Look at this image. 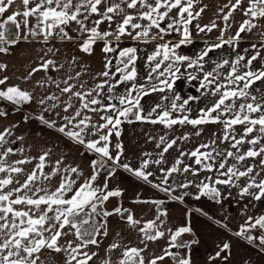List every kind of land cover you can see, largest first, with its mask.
I'll use <instances>...</instances> for the list:
<instances>
[{
    "label": "crops",
    "instance_id": "1",
    "mask_svg": "<svg viewBox=\"0 0 264 264\" xmlns=\"http://www.w3.org/2000/svg\"><path fill=\"white\" fill-rule=\"evenodd\" d=\"M235 3L236 0H193L192 12L195 14L200 12L201 9L203 11L198 18L193 19L192 23L188 25L192 34L191 43L181 46L178 52L196 59L205 50L211 49V51L200 61V64L203 65L202 69L186 68L185 65H180V78L176 81V85L171 92H152L150 95L144 96L140 103L145 114L156 104L167 107L170 104L171 97L179 94L182 100L189 97L198 98L190 101L187 107L191 111L186 113L190 119L198 118L200 109L210 107L217 99V97L205 95L204 93L209 90L199 87L203 76L208 72H213L215 76L218 72L222 75L219 76L216 83L226 82L225 76L230 72V65L235 62L238 56L245 57L241 61L240 67L241 71H245L247 69H244L243 65L258 51L260 58L252 62V70H264V35H262L264 34V19L253 20L257 27L251 31L241 33L239 41H233L231 45L224 44L220 48L213 47L220 44L222 40H230L236 35L241 24L251 19L250 16L244 15V10L249 6V0H243L240 7L232 12L229 19L225 21V15L229 13L231 6ZM17 10L20 12L24 10L21 0H15L4 16L7 17ZM128 11L132 12L134 10ZM178 11V9H173L169 16L176 17ZM95 19L97 17L92 16L85 23L88 27H92V21ZM17 20L21 24L20 42L15 46H11L8 53H0V64L6 65V69L0 70V79L7 78L6 83L0 85V89L18 86L29 92L33 98L30 103H22L21 105H15L0 98V112L6 113V115L0 116V133H3L6 129H11V135L6 136L8 143L0 147V152L5 151L8 147L13 149V152L9 153L7 157V164L24 169V172L17 177L23 183L27 174L38 164V157L50 150L46 161L47 166L44 169L45 172L51 171L57 161H61V169L78 168L80 175L76 176L62 171L50 180H43V186L54 190L63 176L69 175L75 177V186L79 187L87 178L93 175L92 162L99 161L100 156L95 152L88 151L84 145L76 143L57 130L67 123L65 117H71L77 109L82 107V102L77 97L72 96L71 93L61 92V88L65 87L64 81L70 76L76 77L79 73L78 79L68 80V83L74 85L73 92L79 91L81 93L95 89L96 85L105 80L114 84L121 78L120 74H116L114 80L101 77L98 74L106 70L105 64L108 59L112 60L113 65L110 76L117 73V65H119L118 52L124 48L135 47L138 57L135 65L138 75L135 83L150 87L151 83H158V81L149 82L147 80L149 74L148 56L154 52L156 45L169 41L176 43L181 39V36L178 32L169 30L170 34L164 35L163 40L157 39L145 42L144 40L136 41L129 37H121L116 52L112 53L103 52L104 41H97L92 54L88 55L80 50L81 44L88 38L87 34H81L78 31L79 26L74 23L65 29L73 37L72 40H60L51 37L45 43L43 36L39 35L28 36L25 40L24 35L27 32L24 25L25 18L18 16ZM27 21L29 28H34L37 23L34 17H28ZM141 23L147 22L141 21ZM168 23L169 20L165 19L161 26L167 28ZM213 23L216 24V27L211 31L201 32L197 28V25L205 28ZM99 27L101 31L114 30L116 23L114 21L110 26L106 21ZM8 28L15 31L12 24H9ZM152 31L156 32L157 29ZM112 44L113 47H116L117 42L113 40ZM253 45L256 47L253 48ZM47 60L54 62V65L49 66L47 72L40 70L31 76L28 75ZM225 60L229 61V65H223ZM218 65H223V67H217ZM120 66L122 67V65ZM189 73L196 74L197 79L189 80ZM25 77L28 78L25 79ZM57 83H59V87H57ZM131 83L119 84L111 93L105 87L99 95L97 92H93L92 97H88V99L95 97L105 106L112 103L116 104L118 108H122L124 106L119 105L118 100H110L109 97L123 94L126 87L131 86ZM160 86L162 87V85ZM211 87H215V85ZM249 91H252L258 97L264 95V81H257ZM49 96H55L58 99L48 100L47 97ZM133 96H135V93H133ZM165 96L169 97V100H162V97ZM41 100L44 103H40ZM241 102L237 101V104ZM68 103H71L73 108L65 111L64 109ZM90 107L99 109L101 105H91ZM157 111L161 110L158 109ZM178 115L180 114L172 113L173 118ZM26 116L29 117L27 121H25ZM40 116H43L49 122H54L55 127L50 128L42 123L39 119ZM84 116L91 117L90 123L98 126L106 123L105 120L101 119L102 116L114 117V113L83 109L81 118ZM151 118L156 119L157 116L154 114ZM225 118L222 117V119ZM121 119L123 120V118ZM130 120L132 122L125 121L119 125V136L115 134L116 130H113L109 150L111 155L115 157L119 153L116 145L117 143L121 144L123 154L120 155V165L128 164L134 170L140 169L141 165L147 162L148 167L144 171L151 173L149 176L150 183L137 178L133 173L126 171L121 166L114 165L112 161L104 158L105 168L100 170L95 186L103 188L104 184L107 183L108 191H121L119 208L122 211L127 210L123 212H129V215L139 223L130 224L127 221L129 215L125 219L121 218L120 214L106 217L105 230L107 235H104L103 232L96 237L97 245L89 244L82 249V252H87L92 256L88 264H120L121 260L127 259L123 256V253L131 248L142 250L141 256L144 259V264H149L151 260L162 255L165 258L158 260L157 264H176L178 259L186 256H190L192 264H264V245H260L257 240L250 243L248 240L234 235V233L241 230L242 226L246 225L249 217L258 218L264 215V198L261 201H255L248 196L241 197L239 187L230 185H214L221 191V196L217 198L220 202L208 196H200V199L195 198L199 194L200 189L197 186L201 181L211 183L207 179L208 177H211L212 181L217 178L225 179L226 177H218L215 171H204L200 165L194 163L195 157H191L190 153L198 148L201 152H213L214 155L216 152H220L221 155L216 157L218 165L221 160L226 158V151H238L231 148L230 142L222 141L225 134L223 124H205L195 127L189 124L183 126L177 124L167 128L160 123L152 124L132 118ZM69 128L71 129V125ZM199 129H203V131L200 135H196L195 133ZM243 129V125L235 126L237 139L240 138ZM108 130V128H105L97 133L95 128H90L84 138L86 141L96 140L100 135L106 134ZM185 135H188L187 139L182 138ZM255 135H257L255 132L252 133V136ZM160 137H165L166 141L176 140V144L167 153H164L163 157H161V152L165 145L160 144L159 147L157 146ZM213 140L215 144H212ZM261 143L264 144V141H261ZM202 144L211 145V147L200 148ZM249 147L251 145L245 143L240 146L239 150L243 152ZM182 153H188L189 155H182ZM25 159L31 162L26 164L15 163ZM161 159V163H156ZM177 160H182L183 163L177 165ZM259 163L260 157L254 160L249 158L243 163H237L231 158L227 159L228 165L236 164L240 170L255 165L256 170L260 173L257 180L264 179V171L260 170ZM115 166L117 168L114 169V174L106 181L105 177L108 176L106 170ZM173 166H178L181 169L189 167L197 170L198 175H194L190 170L188 172L172 173L171 176H168L167 172ZM4 176H6L5 173H0V178ZM165 179H167V184L163 183ZM247 179V177L242 178L238 181V184L244 185ZM37 183L40 184L41 182L38 181ZM182 184H189V187H179ZM153 185L170 188L172 196L182 197V202L170 198L165 192L158 190ZM10 187H19V185L14 182ZM157 201L162 203H156ZM17 207L22 208L23 206ZM216 221L221 223L217 224ZM149 222H155L156 224V228L150 230L151 233L158 230L164 232L165 235L154 241L146 240L140 229L144 228ZM223 225H227V228ZM184 226H190L192 232L181 235L176 243L190 244V248L172 247L170 243L171 235ZM259 230L264 233L262 229L259 228ZM64 232L68 234L61 236L58 242L60 245L67 247L69 242H72V246L75 247L80 243L73 234L74 230L65 228ZM250 234L256 236L257 230L253 229ZM194 240L198 243H191ZM223 243L230 244V252L228 254L221 253L219 259L210 261L209 257L215 256L220 251V246ZM114 244L118 245L115 249L111 247ZM166 250L173 253L174 256L165 255ZM225 255L227 256L226 259L224 258ZM40 256L41 259L50 261V264H66L67 254L63 251L54 252L45 248L41 251ZM82 258V256L78 257V259ZM37 264H40V262L38 261ZM72 264H76V261H73Z\"/></svg>",
    "mask_w": 264,
    "mask_h": 264
},
{
    "label": "snow or ice",
    "instance_id": "2",
    "mask_svg": "<svg viewBox=\"0 0 264 264\" xmlns=\"http://www.w3.org/2000/svg\"><path fill=\"white\" fill-rule=\"evenodd\" d=\"M14 2L15 0H0V53L9 52V47H5V45L15 46L20 42L21 24L17 20L18 16L25 18L24 25L27 29L24 35L25 40H27L28 36L38 35L43 36L45 43L54 36L60 40H72L73 37L65 29L73 23L78 25V31L81 34L86 33L88 37L81 44L80 50L88 55L92 54L93 47L97 41H104L103 52L112 53L116 52L121 37H129L136 41L144 40L145 42L157 39L163 40L164 35L170 34L169 30H172L178 32L181 39L176 43L169 41L156 45L154 52L148 56L149 74L147 80L149 82L158 81V83H151L150 87L135 83L138 75L135 66L138 59L135 47L124 48L118 52L119 65H117V73H113L110 76L113 65L112 60L108 59L105 64L106 70L98 74L101 77L112 80L115 79L116 74H120L121 78L114 84L105 80L96 85L95 89L81 93L79 91L73 92L74 85L68 83V80L78 79L79 73H77L76 77L70 76L64 81L65 87L61 88V92L71 93L72 96L77 97L82 102V107L77 109L71 117H65L67 123L57 130L76 143L84 145L88 151L95 152L100 156L99 161L92 162L93 175L87 178L79 187L75 186V177L69 175H64L54 190L43 186V180H50L62 171L75 174L76 176L80 175L78 168L61 169V161H57L51 171L45 172L44 169L47 166L46 161L50 150L38 157V164L27 174L23 183L17 177L24 172V169L7 164V157L9 153L13 152V149L8 147L5 151L0 152V173L6 174V176L0 178V264H37L38 261L40 264H50V261L41 259L40 256L41 251L45 248L54 252H65L67 254L66 264H72L73 261H76V264H88L92 256L87 252H82V249L89 244L97 245L98 242L95 237L101 234V229L107 223L106 220H103V223H101L96 218H106L113 214L123 215V211H127H122L118 207L114 212H109L103 208V204L110 197L122 195V192L119 190L108 191L107 183L104 184L103 188L95 186L100 170L105 168L104 158L112 161L114 165L121 166L126 171L133 173L137 178L150 183L149 176L151 173L144 171L148 167L147 162L143 163L140 169L134 170L128 164L120 165V155L123 154L121 144L117 143L116 145L119 153L115 157L111 155L109 150L110 137L113 130L115 129V134L119 136V125L125 121L132 122L129 120V117H133L137 121L152 124L160 123L167 128H171L177 124L181 126L189 124L194 127L205 124H223L225 134L222 137V141L230 142L231 148L238 151H226V158L221 160L218 165L216 157L221 155L220 152H216L214 155L213 152H201L198 148L190 153L191 157H195L194 163L200 165L204 171H215L218 177H226L225 179L217 178L214 181H212L211 177H208L207 179L211 183L201 181L197 186L200 189L199 194L195 198L200 199V196H208L211 199L219 198L221 191L214 185L239 187V195L241 197L248 196L255 201H261L264 198V179L257 180L260 173L256 170L255 165L247 166L244 170H240L236 164H227L228 158L234 159L237 163H243L249 158L254 160L260 157L259 167L261 171H264V144L261 143V141H264V95L258 97L252 91H249L257 81H264V70H252V62L260 58L258 51L243 65V68L247 69L245 71L240 70L241 61L245 57L238 56L235 62L230 65V72L225 76L226 82L216 83L219 76L222 75L221 73L217 72L215 76L213 72L205 73L199 87L209 90L204 93L205 95H211L217 97V99L214 100L210 107L200 109L198 118L190 119L189 115L186 114L191 111L187 107L190 101L197 100V97H189L182 100L179 94H175L171 97L170 104L167 107L162 104H156L149 109L147 114L144 113L143 106L140 103L144 96H148L152 92H171L176 85V81L180 78V65H185L186 68H203L200 61L208 55L211 49L205 50L196 59L178 52L181 46L191 43L192 34L188 25L192 23L193 19L198 18L203 11L201 9L200 12L195 14L192 12L191 9L194 6L193 0H21L24 8L23 12L17 10L5 17L4 14ZM242 2L243 0H236V3L231 6L229 13L225 15V21L229 19L232 12L240 7ZM173 9L179 10L176 17L169 16ZM128 10L134 11L130 12ZM244 15L250 16L251 19L241 24L236 35L228 41L222 40L220 44H216L213 47L220 48L224 44L231 45L233 41L241 39V33L256 28L257 25L253 23V20L264 19V0H249V6L244 10ZM92 16H96L97 19L92 21V27H88L85 21H88ZM28 17L36 19L37 23L34 28L28 27ZM165 19L169 20L167 28L161 26ZM106 21L110 26L115 21V29L101 31L99 26ZM141 21H146L147 23H141ZM9 24L14 25L15 31L8 28ZM215 27V23L205 28L197 25V28L201 32L211 31ZM153 29H157V31L153 32ZM113 40L117 42L116 47H113ZM255 47L253 45V48ZM50 65H54L52 60L42 62L39 67L33 69L28 75L31 76L40 70L47 72ZM223 65H229V61L225 60ZM223 65H218L217 67H223ZM4 69H6V65L0 64V70ZM27 78L25 77V79ZM188 79L195 80L197 76L196 74L189 73ZM6 80V77L0 79V85H4ZM128 82H132L131 86L126 87L123 94L109 97L110 100H118L119 105L124 106L122 108H118L116 104L112 103L105 106L95 97L88 99V97H92L93 92H97L99 95L107 87L108 92L111 93L119 84H128ZM212 85H215V87H211ZM57 87H59V83H57ZM133 93H135V96H133ZM0 98L10 101L15 105H21L22 103H30L33 97L29 92L22 90L18 86H11L6 89H0ZM47 99L56 100L58 98L49 96ZM162 100L167 101L169 97H162ZM178 101L180 103H177ZM237 101L242 102L237 104ZM40 103H44V101L41 100ZM91 105H101V107L95 109L91 108ZM71 108H73V105L68 103L64 110L68 111ZM83 109L113 112L114 117L102 116L101 119L105 120L106 123L98 126L92 125L90 123L91 117L84 116L81 118V111ZM158 109L161 111L158 112ZM172 113H179L180 115L173 118ZM214 113L215 115H213ZM154 114L157 116L156 119L151 118ZM4 115L6 113L0 112V116ZM222 117L226 118L222 119ZM27 119L29 117L26 116L25 121ZM39 119L48 127H55L54 122L45 120L43 116H40ZM70 125L71 129L69 128ZM236 125L244 126L239 139L235 135ZM90 128H95L97 133L105 128L109 130L106 134L100 135L96 140L86 141L84 137ZM202 131L203 129H199L195 134L200 135ZM254 132L257 135L252 136ZM9 135H11V129H6L3 133H0V147L8 143L6 136ZM250 136L251 138L249 139ZM182 138L187 139L188 135ZM245 143L251 145V147L241 152L239 150L240 146ZM160 144L165 145L161 152V157H163V154L167 153L176 144V140L166 141L165 137H160L157 146L159 147ZM212 144H215L214 140ZM258 145L259 147H257ZM208 147H211V145H200V148ZM182 155L189 154L182 153ZM30 162V160L25 159L16 161L15 163L26 164ZM161 162L162 159L156 161V163ZM181 163H183L182 160H177V165ZM190 170L194 175H198L197 170L190 169L189 167L181 169L178 166H173L167 172V175L171 176L172 173L188 172ZM113 174L114 169H109L105 180L107 181ZM245 177L248 178L247 182L242 186L239 185L238 181ZM38 181L41 183L38 184ZM14 182L19 187H10ZM163 183L167 184V179ZM153 187L165 192L170 198L182 202V197L172 196L170 188L161 187L160 185H153ZM179 187L187 188L189 184H182ZM217 202H220V200L217 199ZM156 203L162 202L157 201ZM127 221L133 225L139 223V221L134 220L130 215L127 217ZM216 223L220 224L221 222L216 221ZM223 227L227 228V225H223ZM257 227L264 229V215L258 218L249 217L246 225L242 226L241 230L234 233V235L244 238L250 243L259 240L260 245H264V235L257 237L250 234ZM65 228L74 230L73 234L80 241L75 247L72 246V242H69L67 247L58 243L62 235L68 234L64 232ZM154 228H156L155 222H149L144 228L140 229L146 240L154 241L165 235L164 232L158 230L151 233L150 230ZM191 232L190 226L177 229L171 235V246L175 248H190V244L183 242L177 244L176 241L181 235ZM103 234L107 235V231L105 230ZM191 243H198V241L194 240ZM111 247L115 249L118 245L114 244ZM230 247L229 243H223L220 246V251L215 256L209 257L210 261L219 259L221 253L228 254ZM141 251V249L137 248L126 250L123 256L127 259L121 260L120 264H144ZM165 255L174 256L173 253L167 250L165 251ZM81 256L83 258L78 259ZM164 258V255L159 256L151 260L149 264H157L158 260H163ZM224 258L226 259L227 256L225 255ZM176 264H192V262L190 256H186L178 259Z\"/></svg>",
    "mask_w": 264,
    "mask_h": 264
},
{
    "label": "trees",
    "instance_id": "3",
    "mask_svg": "<svg viewBox=\"0 0 264 264\" xmlns=\"http://www.w3.org/2000/svg\"><path fill=\"white\" fill-rule=\"evenodd\" d=\"M134 119L133 117H129V120L130 119ZM117 167H112V168H108L106 170V173L108 174V170L109 169H116ZM111 200V201H114V203L111 205V207H108L106 206V203L108 204V201ZM108 201H106L104 204H103V208L109 212H114V210L116 208L119 207V204H120V201H121V196H118V197H110ZM129 215V212H123V215H121V218L125 219L127 216ZM97 220H100L101 223H103V220H105L106 218H101V217H97L96 218ZM105 231V227L101 229V234ZM97 237V236H96ZM95 237V238H96Z\"/></svg>",
    "mask_w": 264,
    "mask_h": 264
},
{
    "label": "rangeland",
    "instance_id": "4",
    "mask_svg": "<svg viewBox=\"0 0 264 264\" xmlns=\"http://www.w3.org/2000/svg\"><path fill=\"white\" fill-rule=\"evenodd\" d=\"M97 154V153H96ZM99 155V154H98ZM110 166H112V165H110ZM114 203V201H111V200H109L108 201V204L106 203V206H107V208L108 207H111V205ZM256 230H257V234H255L257 237H259V236H261V235H264V233L263 232H261L260 230H259V228H255ZM257 241H259V240H257Z\"/></svg>",
    "mask_w": 264,
    "mask_h": 264
},
{
    "label": "built area",
    "instance_id": "5",
    "mask_svg": "<svg viewBox=\"0 0 264 264\" xmlns=\"http://www.w3.org/2000/svg\"><path fill=\"white\" fill-rule=\"evenodd\" d=\"M55 37V36H54ZM55 38H58V37H55ZM5 47H9V50H10V48H11V46H8V45H5Z\"/></svg>",
    "mask_w": 264,
    "mask_h": 264
},
{
    "label": "water",
    "instance_id": "6",
    "mask_svg": "<svg viewBox=\"0 0 264 264\" xmlns=\"http://www.w3.org/2000/svg\"><path fill=\"white\" fill-rule=\"evenodd\" d=\"M264 231V229H262Z\"/></svg>",
    "mask_w": 264,
    "mask_h": 264
}]
</instances>
